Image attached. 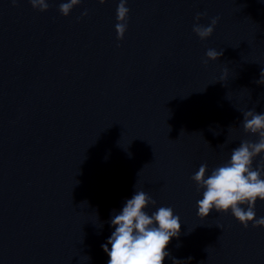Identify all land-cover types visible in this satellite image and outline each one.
I'll use <instances>...</instances> for the list:
<instances>
[{"label": "water", "instance_id": "1", "mask_svg": "<svg viewBox=\"0 0 264 264\" xmlns=\"http://www.w3.org/2000/svg\"><path fill=\"white\" fill-rule=\"evenodd\" d=\"M118 3L82 2L41 137L0 231V264H107L101 245L114 231L113 211L136 183L156 200L149 215L168 206L180 218L164 264H264V227L245 228L230 211L201 220L203 190L191 179L201 164L210 174L241 141L258 139L244 132L242 114H264V0H128L122 40ZM205 12L199 23L219 21L201 40L192 28ZM210 48L223 55L205 65ZM255 211L264 217V201Z\"/></svg>", "mask_w": 264, "mask_h": 264}, {"label": "clouds", "instance_id": "2", "mask_svg": "<svg viewBox=\"0 0 264 264\" xmlns=\"http://www.w3.org/2000/svg\"><path fill=\"white\" fill-rule=\"evenodd\" d=\"M11 2L15 5L17 0ZM98 2L104 4L106 0ZM29 3L41 12L49 9L48 0H29ZM80 3L81 0H64L59 5V12L67 17ZM127 3L128 0H119L116 9L115 31L118 40L124 38L128 27L130 9L126 6ZM87 14L85 10L81 15ZM206 15V12L197 13L192 28L201 40L212 36L219 21V17H213L207 26L199 23ZM222 55L223 51L218 52L210 48L206 51V59L203 62L206 65L209 60L216 61ZM258 83L264 84V71ZM242 115L244 132L256 135L258 139L241 141L238 147L232 149L230 159L213 168L210 174L206 163L200 165L191 177L197 185V191L203 190L202 199L197 201V215L203 220L213 210L217 213L230 211L245 228L250 222L253 227H264V217L257 219L255 211L257 200L264 201V114L252 109ZM215 135H219V132ZM228 143L227 139L218 147L225 148ZM257 157H260V160L254 167ZM134 187V195L126 200L122 210L113 211L110 224L114 231L107 242L101 245L109 257L107 264H164L165 258L170 256L166 250L168 244L173 237L180 235V218L174 214L173 208L168 206H160L149 215L145 209L150 205L155 206L156 200L145 191L137 189V183ZM243 205L247 206L246 209ZM173 264H182V261L173 258Z\"/></svg>", "mask_w": 264, "mask_h": 264}]
</instances>
